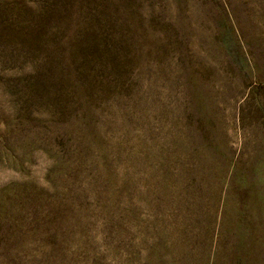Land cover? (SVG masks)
<instances>
[{"label": "rangeland", "instance_id": "374dc122", "mask_svg": "<svg viewBox=\"0 0 264 264\" xmlns=\"http://www.w3.org/2000/svg\"><path fill=\"white\" fill-rule=\"evenodd\" d=\"M0 264H264V0H0Z\"/></svg>", "mask_w": 264, "mask_h": 264}]
</instances>
